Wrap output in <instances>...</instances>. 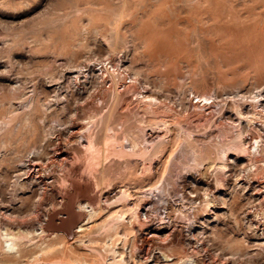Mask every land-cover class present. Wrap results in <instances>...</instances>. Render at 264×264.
Instances as JSON below:
<instances>
[{"label": "rangeland", "instance_id": "rangeland-1", "mask_svg": "<svg viewBox=\"0 0 264 264\" xmlns=\"http://www.w3.org/2000/svg\"><path fill=\"white\" fill-rule=\"evenodd\" d=\"M202 94L210 113L193 106ZM261 95L264 0H0V264H264L251 190L235 182L245 160L211 164L245 134L264 139ZM76 188L99 207L80 212L79 196L72 234L53 236Z\"/></svg>", "mask_w": 264, "mask_h": 264}, {"label": "bare ground", "instance_id": "bare-ground-1", "mask_svg": "<svg viewBox=\"0 0 264 264\" xmlns=\"http://www.w3.org/2000/svg\"><path fill=\"white\" fill-rule=\"evenodd\" d=\"M144 24V23H143ZM168 26V25H167ZM138 28V27H137ZM162 28V27H161ZM141 29V28H140ZM165 29V28H164ZM147 30H149V29H147ZM145 31V30H144ZM167 31V30H166ZM155 33V32H157V31H150V33L149 34H152V33ZM161 32V31H160ZM164 33V32H163ZM133 34V33H132ZM138 34V33H137ZM142 34H144V32L142 33ZM146 34H148V33H146ZM141 35V34H140ZM145 37H146V35H145ZM158 38V37H157ZM138 39V38H137ZM150 39H151V37H150ZM143 40H144V38H143ZM145 41V40H144ZM104 62H103V64H102V66L103 67H105L104 66ZM106 66H109V67H111L112 65H111V63L110 62H107V64H106ZM80 75V74H79ZM82 75V74H81ZM86 77V76H85ZM104 81V80H103ZM123 85V84H122ZM149 93H147V94H145V95H143V100H145V99H148V100H154L155 98H154V96L152 97V96H150V95H148ZM138 95V94H137ZM136 95V96H137ZM261 96H264V95H261ZM145 98V99H144ZM196 98H198V101L197 102H194V104H193V106H195V107H199L200 109H202V110H204V112H208V113H210L212 110H213V108L215 107V103L212 101V102H209L210 100V97H208V95H205V94H202V95H197L196 96ZM139 100V99H138ZM156 100V99H155ZM207 100H209L208 102H207ZM256 99H254V101H255ZM94 101H95V99H94ZM151 101V102H152ZM193 101V100H192ZM262 101H264V98L263 99H260L258 102H256V105H262ZM99 102V101H98ZM138 102H140V101H138ZM145 102H147L146 100H145ZM148 102H150V101H148ZM147 102V103H148ZM154 102V101H153ZM157 102V101H156ZM191 102V101H190ZM226 102V101H225ZM253 102V101H252ZM95 103V102H94ZM193 103V102H192ZM252 104V103H251ZM255 104V103H254ZM222 105V104H221ZM96 106V105H95ZM255 106V105H254ZM260 106H257V107H259L260 108ZM239 108H241V107H239ZM198 109V108H197ZM200 109H199V111H200ZM219 110H220V108H219ZM225 110V109H224ZM238 110V109H237ZM98 111V110H97ZM100 114V113H99ZM205 115H207V114H205ZM213 116V115H212ZM247 116V115H246ZM236 117V116H235ZM243 112L241 113H239V115L237 116V119L239 120V121H241V119H243ZM248 118V117H247ZM80 119V118H79ZM215 119V118H214ZM234 119V118H233ZM245 119V118H244ZM243 119V120H244ZM83 121V120H82ZM218 121V120H217ZM244 122V121H243ZM80 123V122H79ZM90 123V122H89ZM88 124V123H87ZM86 124V125H87ZM257 124V123H256ZM68 127V126H67ZM83 127V126H82ZM117 129H120L121 128V126H117L116 127ZM69 129V128H68ZM89 129V127H84V128H81L79 125H76V126H73L72 128H71V132L72 133H75V134H77V136L79 137V139L80 138H83L82 136H81V134L83 133V132H85V131H87ZM106 131L109 133V132H111V128H107L106 127ZM161 130V129H160ZM244 130V129H243ZM243 130H239L240 131V135H242L243 133H245V132H243ZM263 131V130H262ZM156 132V131H155ZM158 133V132H157ZM248 133V132H247ZM250 133V132H249ZM252 133V132H251ZM71 134V133H70ZM69 134V135H70ZM83 134H85V133H83ZM109 135V134H108ZM149 135V134H148ZM244 135V134H243ZM256 135V134H255ZM255 135H246L245 134V136H243L242 137V139L239 141V144L238 145H236V146H232V147H227V148H225L222 152V154H223V159H222V162H216V163H214V161L213 162H211V161H209V162H211V164L213 165V167L215 168V170L216 169H222V171L224 170V171H230L231 169L233 170L234 168H236L237 167V163H238V161L240 160V158H242V159H244L245 160V162H244V164L241 166V168H239V170L237 169V173L235 174L236 175V180H235V182H237L239 185H241L242 186V188H244V190L245 189H249V190H251V193L249 194V197H250V202H252V203H254V205L249 209L248 207V212H247V215H248V217H249V220L252 222V225L254 226V228L255 229H257V230H261V231H264V176H259V174L260 173H263L262 171H264V160H262L261 158H260V155H261V153H264V139H262L261 137H259V135L257 136H255ZM74 136V135H73ZM238 136V135H237ZM74 137H76V136H74ZM77 137V138H78ZM151 137V136H150ZM57 138V137H56ZM155 138V137H154ZM239 138H241V136L239 137ZM68 139V138H67ZM104 140V139H103ZM249 140V141H248ZM74 141V140H73ZM58 142V141H57ZM70 142V141H69ZM72 143V142H71ZM81 143V144H80ZM80 143L78 142V144H80L81 146H82V144L84 145V146H89L90 148H92L93 146H94V144H93V142L90 140V136H88V137H85L84 138V140L81 142V140H80ZM135 143V142H134ZM247 143H250V144H248V146H246V144ZM50 144V143H49ZM57 144V143H56ZM60 144V143H59ZM77 144V145H78ZM71 145V144H70ZM255 145V146H254ZM56 146H58V145H56ZM254 146V150L252 151V147ZM69 147V146H68ZM225 147V146H224ZM77 148V147H76ZM132 148V147H131ZM232 148V149H231ZM61 149V148H60ZM60 149H58V148H53L52 149V152H51V154H52V156H54V157H56V158H60L61 159V163H63L62 161H65V160H67V155H69L70 153H68V152H66V151H62V150H60ZM63 149V148H62ZM65 149V148H64ZM89 149V148H88ZM226 149H228V150H226ZM231 149V150H230ZM78 150V149H77ZM86 150V149H85ZM220 151V150H219ZM46 152V151H45ZM70 157V156H69ZM60 159H59V161H60ZM204 161V160H203ZM67 162V161H66ZM205 162V161H204ZM60 163V162H59ZM60 163V164H61ZM33 164H34V162H33ZM33 164H31L30 165V163L27 165V168H28V172H27V175L29 176V177H32V174L33 173H35L36 171H35V165H33ZM36 164V163H35ZM39 164V163H38ZM65 164V163H64ZM63 164V165H64ZM205 164H206V162H205ZM60 166V165H59ZM70 166V165H69ZM23 167V166H22ZM62 167V166H61ZM40 167H37V169H39ZM203 168V167H202ZM64 170V169H63ZM66 171V170H65ZM233 171H235V170H233ZM50 172V171H49ZM40 173V172H39ZM221 173V172H220ZM223 173V172H222ZM68 174V173H67ZM38 175V174H37ZM66 175V174H65ZM27 176V177H28ZM39 176V175H38ZM40 176H42V174H40ZM69 176V177H68ZM68 179L69 178H71L70 177V175L68 174ZM64 178V177H63ZM50 179V178H49ZM46 180V179H45ZM65 180V179H64ZM67 180V179H66ZM44 181V180H43ZM52 181V180H51ZM67 182V181H66ZM83 182V181H82ZM48 183V182H47ZM68 183H70V182H68ZM71 185V184H70ZM44 187H45V184H44ZM91 188V187H90ZM71 190V189H70ZM70 190H69V193H67V194H65V198H66V202H65V204L63 205L64 206V208L63 209H65V211H66V214H64V215H67V218L63 221V223H62V225L60 226V230H57L56 232H54V234H53V236H58L59 234H60V232L62 233V232H64V234H66L67 236H70L71 234H72V228H73V226L75 227L76 226V222L78 221V219L79 218H81V216H80V214L79 213H77V212H75L76 210H75V208H74V210H73V206H74V204H75V202H76V200L79 198V196H81V195H85L86 196V202L85 203H83V204H79V208H78V210L81 212V211H88V210H90V211H95V209H98L97 207H99V206H97L96 207V203H95V200L97 199L96 198V195L97 194H94V195H88L89 193H91V192H89V193H87L88 192V189H84L83 191L81 190V189H78V188H76L72 193H70ZM91 191V190H90ZM150 191H151V188H150ZM228 191V190H227ZM66 192V191H65ZM99 192V191H98ZM244 192V191H243ZM62 193H64V192H62ZM61 194V193H60ZM120 194V193H119ZM120 195H123V194H120ZM61 196V195H60ZM124 196V195H123ZM128 196V195H127ZM142 196V195H141ZM154 196V195H153ZM208 196V195H207ZM82 197V196H81ZM97 197H98V195H97ZM143 197V196H142ZM248 197V196H247ZM64 198V197H63ZM99 198H101L100 196H99ZM119 198V197H118ZM129 198V197H128ZM141 198V197H140ZM147 198H149V196H147ZM155 198V197H154ZM112 199V198H111ZM204 199H205V197H204ZM207 199V198H206ZM62 200V199H61ZM80 200V199H79ZM83 201V200H82ZM99 201H101V200H99ZM117 201V200H116ZM142 204L140 205V211H141V214L139 215V216H141V217H143V219L145 218V216L147 215V209L151 206V205H154V203H155V199H152L151 197L149 198V199H145V200H143L142 199ZM193 201V200H192ZM203 201H205V200H203ZM62 202V201H61ZM78 202V201H77ZM118 202V201H117ZM140 202V201H139ZM205 202H207V201H205ZM62 203H64V202H62ZM105 203V202H104ZM194 203V202H193ZM202 203V202H201ZM61 204V203H60ZM207 204V203H206ZM100 205V204H99ZM106 205V204H105ZM108 205V204H107ZM205 205V204H204ZM60 206V205H59ZM130 206H131V204H130ZM136 206V205H135ZM61 207V206H60ZM75 207V206H74ZM59 209V208H58ZM57 209V210H58ZM61 209V208H60ZM87 209V210H86ZM251 209H254V212H252V211H250ZM130 210H132V209H130ZM55 211H56V208H55ZM54 211V214L56 213L57 214V212H55ZM60 211V210H59ZM61 211H62V209H61ZM98 212V211H97ZM210 212V211H209ZM252 212V213H251ZM95 212H93V214H94ZM212 213V212H211ZM52 214V213H51ZM51 214H49L50 216H52ZM55 214V215H56ZM59 214V213H58ZM55 215L53 216V218L55 217ZM136 215V214H135ZM94 216V215H93ZM96 216V215H95ZM58 217V216H57ZM56 217V218H57ZM59 217H61V215L59 216ZM59 217L57 218V219H59ZM62 217H64L63 215H62ZM136 217H138V216H136ZM147 217H148V215H147ZM164 218V217H163ZM89 219V218H88ZM142 219V220H143ZM48 220V219H47ZM90 220V219H89ZM141 220V221H142ZM145 220V219H144ZM140 221V222H141ZM55 222V221H54ZM53 220H52V218L49 220V223H48V228H52L53 227ZM145 222V221H144ZM161 223V222H160ZM169 223V222H168ZM167 223V224H168ZM171 223V222H170ZM78 224V223H77ZM88 224V222H84V223H82L81 225H79V226H77V229H75L74 231H75V233H83V232H85L86 230H87V228L86 227H84V226H86ZM142 224V223H141ZM145 224H147V223H145ZM150 224V223H149ZM152 224V223H151ZM166 224V225H167ZM57 225V224H56ZM162 226V225H161ZM170 225H167V227L165 226V227H163V228H161V229H156L155 227L154 228H150V227H146L147 229H145V233L143 234V236H141V239L144 241V242H146V243H149V241H151L153 238H160V234H166V237L168 236L167 234L170 232V229L168 228ZM44 227H45V225H44ZM136 227V226H135ZM142 227H143V225H142ZM158 227H160V226H158ZM46 228V227H45ZM89 228V227H88ZM173 228V227H172ZM42 229V228H41ZM144 229V228H143ZM181 229V228H180ZM43 230V229H42ZM140 230V229H139ZM192 230V229H191ZM194 230V229H193ZM5 231V230H4ZM9 230H6V232H4V234L7 236V239H6V241H10L11 239H13V234H11L10 232H8ZM44 231V230H43ZM52 231V230H51ZM186 231V230H185ZM45 232V231H44ZM46 232H47V230H46ZM172 232V231H171ZM52 233V232H51ZM137 233V232H136ZM192 233V232H191ZM85 234H87V233H85ZM195 234V233H194ZM139 235V234H138ZM193 235V234H192ZM52 236V235H51ZM52 236V237H53ZM73 236H75V235H73ZM68 238V237H67ZM71 238V237H70ZM77 238V237H76ZM137 238H138V236H137ZM164 238V237H163ZM141 239H139L138 238V240H140L141 241ZM156 239V240H157ZM137 240V241H138ZM161 240V239H160ZM165 240V239H164ZM139 241V242H140ZM154 241H155V239H154ZM163 241V240H162ZM161 241V242H162ZM143 242V243H144ZM158 242V241H157ZM142 243V242H141ZM152 243H153V241H152ZM163 243H165V242H163ZM140 244V243H139ZM138 244V245H139ZM145 244V243H144ZM150 244V243H149ZM155 244V243H154ZM154 244H152L153 246H154ZM157 244V243H156ZM142 245V244H141ZM145 245H147V244H145ZM151 245V244H150ZM148 246V245H147ZM156 246V245H155ZM13 247V246H12ZM11 247V248H12ZM139 248H141V247H138V249H137V252H138V250H139ZM148 248V247H147ZM149 249H151V248H149ZM154 249V248H153ZM147 250V249H146ZM152 253V252H151ZM154 253V252H153ZM159 253V252H158ZM139 255H140V253H139ZM138 255V256H139ZM146 255H147V251H143L142 253H141V255L139 256L140 257V260H141V258H145L146 257ZM151 255V254H150ZM153 255V254H152ZM137 256V257H138ZM162 256V255H161ZM155 258V257H154ZM163 258V257H162ZM164 261L165 262H169V261H172L171 259H169V256H164ZM146 261H147V259H145ZM145 260H142L143 262L145 261ZM150 260V259H149ZM152 260V259H151ZM145 261V263H147ZM151 263V262H150Z\"/></svg>", "mask_w": 264, "mask_h": 264}, {"label": "built area", "instance_id": "built-area-1", "mask_svg": "<svg viewBox=\"0 0 264 264\" xmlns=\"http://www.w3.org/2000/svg\"><path fill=\"white\" fill-rule=\"evenodd\" d=\"M107 64V63H106Z\"/></svg>", "mask_w": 264, "mask_h": 264}]
</instances>
